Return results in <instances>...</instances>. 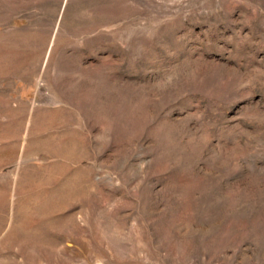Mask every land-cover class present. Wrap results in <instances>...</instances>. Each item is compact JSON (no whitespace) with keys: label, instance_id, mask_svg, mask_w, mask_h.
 I'll return each instance as SVG.
<instances>
[{"label":"rangeland","instance_id":"1","mask_svg":"<svg viewBox=\"0 0 264 264\" xmlns=\"http://www.w3.org/2000/svg\"><path fill=\"white\" fill-rule=\"evenodd\" d=\"M0 264H264V0H0Z\"/></svg>","mask_w":264,"mask_h":264}]
</instances>
